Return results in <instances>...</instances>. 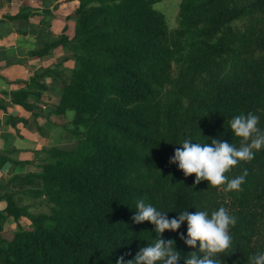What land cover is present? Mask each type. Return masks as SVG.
<instances>
[{
  "label": "trees",
  "instance_id": "trees-1",
  "mask_svg": "<svg viewBox=\"0 0 264 264\" xmlns=\"http://www.w3.org/2000/svg\"><path fill=\"white\" fill-rule=\"evenodd\" d=\"M68 1L77 2L74 36L48 41L31 56L61 46L74 68H41L10 97L36 115L30 99L46 90L43 79L60 77L54 111L66 119L73 142L36 151V159L22 163L39 161L38 171L0 183L18 189L0 196V264L130 259L154 239L149 222L131 220L141 198L170 218L193 206H223L236 217L225 264H248L250 254L264 250V148L225 173L233 178L247 170L238 191L203 180L193 185L194 174L185 177L169 158L186 137H218L239 147L229 126L234 115L252 112L264 129V0H180L173 30L155 8L160 0ZM34 13L22 8L7 19L28 21ZM10 161L9 150L1 151L0 169ZM24 192L32 203H23ZM34 201L46 210L33 212ZM9 218L30 226L6 238ZM185 231L182 223L177 232ZM177 232L162 235L183 256L192 249Z\"/></svg>",
  "mask_w": 264,
  "mask_h": 264
},
{
  "label": "crops",
  "instance_id": "crops-1",
  "mask_svg": "<svg viewBox=\"0 0 264 264\" xmlns=\"http://www.w3.org/2000/svg\"><path fill=\"white\" fill-rule=\"evenodd\" d=\"M22 8H31L35 12L28 21L7 19ZM76 8L77 2L68 0H0V99L4 100L5 108H0V152L9 150L12 160L0 169V183L5 186L16 175L38 171L39 161L27 165L22 162L36 159V151L59 142L54 136L64 128L62 121L65 120L56 116L54 111L60 101V77L42 80L46 90L40 98L30 99L38 113L36 115L12 103L10 94L24 87L21 82L28 81L41 68H74L71 54L61 46L42 58L31 56V52L62 35L71 39L75 33L73 14ZM9 117L24 121L14 124L8 120ZM66 118H71L70 113ZM13 161L20 164L15 165ZM5 186L0 188V196L18 191L12 184ZM4 205L1 201L0 207Z\"/></svg>",
  "mask_w": 264,
  "mask_h": 264
},
{
  "label": "clouds",
  "instance_id": "clouds-1",
  "mask_svg": "<svg viewBox=\"0 0 264 264\" xmlns=\"http://www.w3.org/2000/svg\"><path fill=\"white\" fill-rule=\"evenodd\" d=\"M259 117L252 112L234 115L229 126L232 133L240 138L239 147L212 137L207 142L196 141L190 137L177 143L180 147L174 149L169 158L187 177L194 174L193 185L206 181L209 186H224L225 191L239 190L245 179L243 174L228 178L225 173L240 162L253 159L255 152L264 148V129L259 128ZM189 212V208L175 211L174 217H168L169 211H162L153 203L144 199L135 201V211L131 220L133 223L149 222L154 233V239L144 246L138 247L136 253L125 259L124 255L116 258L115 264H225L224 257L231 251L232 236L230 227L235 225L236 217L229 214L223 207L209 211L207 208ZM186 225V231L179 233L180 225ZM165 230L177 232L179 239L191 247L186 255L177 250L175 240L165 239ZM248 264H264V250L250 254Z\"/></svg>",
  "mask_w": 264,
  "mask_h": 264
},
{
  "label": "rangeland",
  "instance_id": "rangeland-1",
  "mask_svg": "<svg viewBox=\"0 0 264 264\" xmlns=\"http://www.w3.org/2000/svg\"><path fill=\"white\" fill-rule=\"evenodd\" d=\"M179 3L180 0H160L159 3L155 5V8L160 10L165 14L166 21L168 24V27L170 30H173L177 28V15L179 10ZM70 113V117H71ZM64 128L59 129V135H55L54 138L59 139V142H55L54 145L64 146L68 147L73 142V139L69 132L65 129V126L67 125L66 119L62 121ZM7 191H10L9 189ZM22 196L24 198L23 203L24 204H30L32 203V195L28 192L22 193ZM35 205L31 207V210L33 212H42L46 210L45 204H43L41 201H34ZM18 226L23 227H29L30 221L28 219H21L19 222H15L12 218H9L4 223V236L6 238H11L13 232L17 229Z\"/></svg>",
  "mask_w": 264,
  "mask_h": 264
}]
</instances>
